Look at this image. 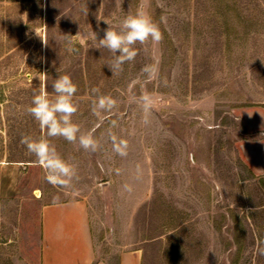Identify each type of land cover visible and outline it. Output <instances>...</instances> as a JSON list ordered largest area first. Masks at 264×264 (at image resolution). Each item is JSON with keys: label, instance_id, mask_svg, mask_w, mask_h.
Listing matches in <instances>:
<instances>
[{"label": "rangeland", "instance_id": "1", "mask_svg": "<svg viewBox=\"0 0 264 264\" xmlns=\"http://www.w3.org/2000/svg\"><path fill=\"white\" fill-rule=\"evenodd\" d=\"M141 5L163 40L137 43L113 74L92 32L118 30ZM62 75L95 152L47 137L27 112L41 87L55 98ZM100 96L117 103L97 116ZM26 135L75 169L70 186L47 181ZM1 161L20 174L0 197V264H41L43 204L70 199L87 202L100 258L139 249L141 264H264V0H0Z\"/></svg>", "mask_w": 264, "mask_h": 264}, {"label": "clouds", "instance_id": "2", "mask_svg": "<svg viewBox=\"0 0 264 264\" xmlns=\"http://www.w3.org/2000/svg\"><path fill=\"white\" fill-rule=\"evenodd\" d=\"M76 36L78 34L71 35L72 39H75ZM92 39L98 41V49H107L111 54V59L106 65L113 74H116L122 70L125 63L135 60L138 55L135 49L137 43L143 45L151 40L153 44H159L163 40V33L159 25L153 21L151 15L141 5L134 15H128L120 21L118 30L109 26L104 31L103 38L97 40V34L92 32ZM42 41L47 45L45 40L42 39ZM144 71L155 75L159 69L157 66H146ZM52 88L56 94L53 100L49 99L46 87H41L39 92L33 94L31 106L28 107L27 112L38 122L40 128L46 131L47 137H63L66 141L73 143L78 140L82 149L95 152L99 145L92 133L78 136L80 128L72 121L78 107L73 102L77 87L71 77L69 75L58 76L52 84ZM92 92L98 93L99 89L93 88ZM116 103V100L111 97L100 96L93 105V114L99 116L102 111H110L116 107ZM139 103L145 113L144 123L147 124L149 122L147 116L151 114L153 104L152 98L150 95L144 94L139 98ZM251 115L249 114V116ZM112 140L114 151L121 157L126 156V142L119 141L117 143L115 137H112ZM20 142L26 147L28 153L35 156L37 163L44 167L49 183L61 187L70 186L76 175L75 169L57 154L47 139H34L26 135L21 138ZM125 188L131 190L127 185Z\"/></svg>", "mask_w": 264, "mask_h": 264}, {"label": "crops", "instance_id": "3", "mask_svg": "<svg viewBox=\"0 0 264 264\" xmlns=\"http://www.w3.org/2000/svg\"><path fill=\"white\" fill-rule=\"evenodd\" d=\"M256 167V165H254ZM20 166L0 162V197L15 194ZM41 264H141L139 249L99 257L87 202L45 203L41 210Z\"/></svg>", "mask_w": 264, "mask_h": 264}]
</instances>
